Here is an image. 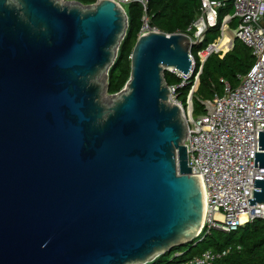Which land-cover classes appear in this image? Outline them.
<instances>
[{
    "label": "water",
    "instance_id": "water-1",
    "mask_svg": "<svg viewBox=\"0 0 264 264\" xmlns=\"http://www.w3.org/2000/svg\"><path fill=\"white\" fill-rule=\"evenodd\" d=\"M125 28L110 1L0 0V264H146L197 238L206 194L163 72L191 75L204 33L137 37L107 95ZM257 150L264 168V132Z\"/></svg>",
    "mask_w": 264,
    "mask_h": 264
},
{
    "label": "built area",
    "instance_id": "built-area-1",
    "mask_svg": "<svg viewBox=\"0 0 264 264\" xmlns=\"http://www.w3.org/2000/svg\"><path fill=\"white\" fill-rule=\"evenodd\" d=\"M97 1L102 0L79 4L91 6ZM105 1L114 3L124 14L130 4H137L144 13L147 3V0ZM198 2L196 19L181 33L190 41L215 25L217 10L224 5L222 0ZM231 4L232 14L221 19L218 36L194 53L197 69L184 107L176 101L174 88L167 87L168 102L183 109L186 165L191 168V174L200 176L206 194L205 217L197 237L211 231L229 233L254 219L264 224V204H247V200L252 199V190H258L253 188V180H264V168H253V153H260L257 150V132H264V0H232ZM231 19L236 22L234 29H229ZM155 31L143 14L136 38ZM224 33L228 39L221 44ZM234 39L250 51L253 63L245 74L237 77L234 88L220 80L223 83L222 93L210 100L199 101L203 112L193 116L191 93L195 91L202 64L211 55L221 59L232 48ZM188 58L192 71L194 59L190 53ZM170 73L182 79L179 86L190 77V74L182 76L174 70ZM225 253L205 251L198 256L169 264H211ZM180 255L174 253L172 258Z\"/></svg>",
    "mask_w": 264,
    "mask_h": 264
},
{
    "label": "trees",
    "instance_id": "trees-1",
    "mask_svg": "<svg viewBox=\"0 0 264 264\" xmlns=\"http://www.w3.org/2000/svg\"><path fill=\"white\" fill-rule=\"evenodd\" d=\"M87 4L89 0H75ZM223 7L217 10L216 22L208 28L199 45L190 49L194 59V68L190 77L183 81L170 72H163V81L167 87L174 88L175 99L184 107V101L193 83L197 69L194 53L205 46L219 34V24L225 15L232 14V0H222ZM198 0H147L144 13L137 4H130L125 9L126 28L119 42L116 56L106 74L105 92L107 95L118 93L124 86L129 74V55L140 27V19L144 14L148 25L164 34L184 33L198 15ZM236 22L231 19L229 29H234ZM223 44V43H222ZM253 57L250 51L238 40L234 39L232 48L221 59L215 55L209 56L201 66L197 75L195 91L191 93V113L193 116L203 112L199 101L210 100L214 95H220L223 81L230 88L237 84V77L247 72ZM205 251H226L225 255L211 264H264V224L254 219L229 233L211 231L205 236H199L191 244L174 248L166 256H159L146 264H169L177 260H186L198 256ZM181 255L166 261L170 255Z\"/></svg>",
    "mask_w": 264,
    "mask_h": 264
},
{
    "label": "bare ground",
    "instance_id": "bare-ground-1",
    "mask_svg": "<svg viewBox=\"0 0 264 264\" xmlns=\"http://www.w3.org/2000/svg\"><path fill=\"white\" fill-rule=\"evenodd\" d=\"M227 39H228V36L224 33L223 38L221 40V44L224 43L225 41H227Z\"/></svg>",
    "mask_w": 264,
    "mask_h": 264
},
{
    "label": "rangeland",
    "instance_id": "rangeland-1",
    "mask_svg": "<svg viewBox=\"0 0 264 264\" xmlns=\"http://www.w3.org/2000/svg\"><path fill=\"white\" fill-rule=\"evenodd\" d=\"M104 95V94H103ZM104 98H107L105 95H104ZM182 109V108H181ZM182 111H183V109H182ZM172 258V255H170L169 257H168V259H166V261H169L170 259Z\"/></svg>",
    "mask_w": 264,
    "mask_h": 264
}]
</instances>
